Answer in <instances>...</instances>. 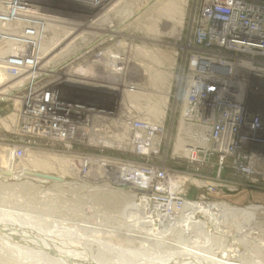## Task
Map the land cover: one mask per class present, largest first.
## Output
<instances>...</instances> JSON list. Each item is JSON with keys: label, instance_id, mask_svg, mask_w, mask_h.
Masks as SVG:
<instances>
[{"label": "rangeland", "instance_id": "374dc122", "mask_svg": "<svg viewBox=\"0 0 264 264\" xmlns=\"http://www.w3.org/2000/svg\"><path fill=\"white\" fill-rule=\"evenodd\" d=\"M69 1L43 0L45 4L50 6L49 8L61 10L65 13L57 12L58 15H61L60 18L62 20H54L55 22L51 21L47 23L48 28L46 33H49L50 37H45L42 41L48 42L47 40L54 39L55 33L53 31L59 30L61 26L64 28L65 25H73L72 31L87 34L86 36H78L76 38L77 42L74 40L75 43L79 44L80 42L77 47L78 50L74 49L66 60L80 53L86 46L88 47V45L94 44L100 39L102 41L103 37H105L103 39L105 41L104 48L106 47L111 52H121L124 56L128 55L131 60L130 66L134 65V61L137 64H140L141 61V65L143 66L149 64L148 59L139 55L136 50H131L134 47L141 48L142 52L146 50L163 51L169 55L173 53L176 55V66L171 71L174 74V79L169 95V103L165 109V118L155 121L148 117V113L144 109L142 111L144 119L147 118L148 121L150 120L149 122L152 121L158 125H164V135L160 148L157 155L147 158L135 155L133 151H120L113 145H105L103 147L74 146L70 149L59 143H53L52 145L51 143L40 141L36 137L22 135L17 131L11 121L8 120L12 111L15 110V102L0 101V170L11 174H3L0 171V208L41 219L50 228L55 225L64 224L62 226H77L78 228L91 226L101 229V231H91L93 232V236H91L92 241L97 242V246H93V249L87 245L79 246L80 249L90 248L98 264L113 263V260L106 261L108 256L117 260L132 257L140 258L134 261V264H151L148 261L144 262L148 258V256L145 257L148 252L142 253L144 250H149L150 253L148 254L155 255L156 257L165 256V258H171L173 256L180 264H187L185 261L180 260L183 257L177 252L182 247L181 244L188 243V241H186L187 239L180 229H175V227L180 225L172 226L171 223H163L151 212V203L148 201L154 195L151 189L134 191L136 190L135 185H115L111 181V178L116 176L114 170L106 172L109 176L107 180H99V178V181H97L96 179L81 178L80 175L82 173L80 172H82L83 168L78 173L76 170L74 173H67L65 176L67 184L61 187L54 186L56 184L54 180L41 184L34 176L26 179V175H23L25 172H31L32 175H35L34 173L37 172L34 171L36 167L30 162V154L62 155L66 157H78L83 160L94 156L93 158H99L100 160L109 158L110 161H124L127 164L131 162L132 165H151L157 171L167 172L169 176L177 178L181 175L178 177L180 180L177 181L174 189L175 192H173L177 196H173V204L178 202V197H180L191 203L203 202L211 204L225 202L239 208H256L258 211L262 210L261 213H264V133L257 135V143H250L245 146L248 153L256 154V161L251 165L253 171L249 174L244 172L245 167H242L240 163L236 164L235 159L232 157L224 158L223 162L220 161L221 157L217 154L211 155L208 159L204 158L203 151H199L201 148L195 157L186 156L180 152L175 153L177 146L179 148L182 146L181 149H184L186 145L181 138L180 130L186 99V69L189 58L185 45L193 38L192 24L198 12L194 0H188L184 27L181 33H170L172 22L168 18H163L159 25L160 36L147 29L140 28L137 26L138 21H136L139 15L145 14L147 5L155 4L156 0H77L79 3L74 2V0L72 2ZM75 4H81L80 7H84V9L76 8ZM132 10L136 13L138 12L137 16L123 25L122 21L125 15L122 16L119 12L127 11L128 13V11ZM86 16L93 18L89 19ZM144 22L145 26L149 23L151 24L149 19L143 16L140 23ZM69 33H65L64 37H67ZM67 39L71 38L67 37ZM72 39L75 38L72 37ZM55 51L56 48L47 52V55L49 54L50 57L48 56L46 61L51 59L52 55L54 57L55 53L57 54L58 51ZM153 65L150 64L151 67ZM154 67L166 73L170 71V66L167 63L162 66L154 65ZM127 69L130 68L127 66ZM143 70L142 68L133 69L131 74V82H138L141 88V84L147 83ZM152 99L151 101H147V107L156 104V100ZM5 124H8V126L6 127ZM23 150H26L27 155L26 157L23 156V159H19L18 156L21 154V151L24 152ZM101 157H104V159ZM75 166L77 167V165ZM148 169L149 167L145 170L148 171ZM29 180L32 181L28 182ZM155 181L156 184L162 182L160 180ZM193 181H197L198 184ZM169 191L168 189L167 192ZM111 192H122L128 197L119 198L118 202L109 204L111 202L108 201L107 197ZM167 192L164 195L158 194L165 202L168 201L167 198L164 199L169 194ZM179 215L181 216V213H178V217ZM223 225L227 228L220 229L219 233L215 229H211L213 236L206 237V247L216 251L228 249L232 245L233 240L227 235L243 241L247 239L245 241V249L242 251V258L251 263L264 264V214L261 215L259 213L255 222H252L248 226L247 231L243 228V231L239 232L240 234L237 233L238 229L236 225ZM74 232L75 234L79 233L77 231ZM220 232H223L224 236ZM81 233H83L84 239L89 234L85 231H81ZM9 234L6 237L0 235V264H48L47 262H38L35 256L29 258L27 255L32 254L29 251H33V246H37L36 244H38V248L42 243L27 240L22 241V237L21 239H19L20 237L13 238ZM194 236L192 235L191 241L193 238V241H196L197 237H199L198 233ZM58 241L61 242L60 240ZM203 241V238H201V242ZM25 242H29V245H24ZM27 245L28 249L25 248ZM66 248V246L61 247L63 250ZM100 251L110 255H106ZM57 253L58 255L61 254V252ZM62 256L63 254H61ZM101 259L103 261L100 262L99 260ZM236 260H240V258L238 257ZM68 261L61 260L63 264H67ZM168 262L169 260L161 264H167ZM71 264L75 263L71 262Z\"/></svg>", "mask_w": 264, "mask_h": 264}, {"label": "built area", "instance_id": "2783aa9c", "mask_svg": "<svg viewBox=\"0 0 264 264\" xmlns=\"http://www.w3.org/2000/svg\"><path fill=\"white\" fill-rule=\"evenodd\" d=\"M194 1L198 12L192 24L193 38L185 45L189 53L186 119L199 125L210 141L209 149H202L204 158L217 154L223 162L232 157L249 174L256 154L248 153L245 146L257 143V135L264 133V0ZM49 7L43 0H0V48L5 52L0 51V69L9 74V80L0 84V101L15 102L25 122H21V134L51 144L70 143V148L91 146V137L100 141L96 147L112 145L109 120L125 107L121 93L125 85L120 78L126 71L125 56L112 51L115 58L102 61L103 67L121 74L112 76L121 80L112 85H95L88 77L76 76L70 64L47 67L42 52V39L50 37L45 31L47 23L62 20ZM104 38L83 49L71 63L83 65L96 57L103 60ZM126 86L131 93L137 90L136 84ZM11 88L10 96L5 91ZM109 98L111 105L102 102ZM122 113L131 119L122 129L129 138L119 146H132L135 155L147 157L142 150L154 145L148 156L157 155V139L164 127L144 122L136 112L132 116ZM95 118L100 121V127L95 124L94 128L97 136L91 134Z\"/></svg>", "mask_w": 264, "mask_h": 264}, {"label": "bare ground", "instance_id": "6f19581e", "mask_svg": "<svg viewBox=\"0 0 264 264\" xmlns=\"http://www.w3.org/2000/svg\"><path fill=\"white\" fill-rule=\"evenodd\" d=\"M65 1L68 2L69 0H65ZM72 1L73 0L69 2H72ZM156 1L157 2L155 4L147 5L148 7L146 6L147 11L145 12V14H143L142 16L139 15L138 19L136 20L138 21L137 26H139L140 28L147 29L148 31H151L152 33L160 36L159 34L160 22L163 20V18H168V20L172 22L170 33L172 32L181 33L184 27L185 13H186V7L188 5V0H156ZM74 2L79 3V1L77 0H74ZM80 5L75 4V7L78 9H84V7H80ZM119 14H122V16L125 15L122 21L124 25L128 23L130 20L134 19L137 16L138 12L136 13L133 10L128 11V13L127 11H120ZM143 16L149 19L151 24L149 23L147 26H145V22L140 23V20L141 18H143ZM47 28L48 26L46 27V30H45L46 32H47ZM73 28H74L73 25H65L64 28H62L61 26L59 30L53 31L55 33L54 39L50 41L47 40L48 42L43 41L42 52H43V55L45 56V60L49 56V54L47 55V52L49 50L56 48L55 52L58 51L57 54L55 53L54 57L52 55V58L47 61L49 63L46 62V66L48 67L49 65H51L53 67H57L58 65L63 66L66 64H70V66H72L71 69H73V70H70V72L72 73L75 72L74 74L76 76L88 77L89 80H91V82L95 85L98 84L99 82L101 83L106 82V84L112 85V84H116V82L120 83V81L122 80L123 84L125 85L121 92L122 100L125 103L124 104L125 107L123 109V106H122V109H118L119 115L113 116L111 120L112 122L109 120V124L111 127L109 126L107 129L108 130L107 132L109 133L108 141H110L109 144L111 143L112 145H115V147H117L116 149L120 151H130L131 152L133 151V149H135L132 146H127L126 144H125L126 146H119L120 144H124V140L127 137L129 138V135L126 134L127 130L122 131V129L124 127V124L126 127L127 122H129L131 119V118L127 119L128 115L121 116L122 114H125V113H122V111L128 112L131 116L133 112H136L140 116H144L142 114L143 113L142 111L144 109V111L148 113V117H150L151 119H154L155 121L163 120L165 118L166 116L165 109L167 108V105L169 103V98H170L169 95H170V91L172 90V82L174 79V74L171 71L176 66V55L174 53L169 55L167 52H163V51L146 50L145 52L144 51L142 52L141 48H136V47H134V49L131 48V50L133 51L136 50V52L139 55H142L146 59H148L149 64L146 66H143L141 65V61H140V64L139 63L137 64L136 61H134V65L130 66V62H131L130 57L128 55H125L126 57L123 59V63H124L126 71H124L123 76H122L123 78H122L120 76L121 74L119 71H116L112 67L110 69L109 66L103 67L102 61L103 62L105 61L106 63L108 60L112 61L115 58L112 52L109 51L106 47L104 48V46L103 48L105 51H103L104 53L103 60H102V57H100L99 59H97L98 57H96V58L91 59L90 61H86L83 65L81 64L76 65L75 63H71V61L75 60L76 57H78L82 53V51L66 60V58L69 57V54H72L74 49H77V47L80 44V42L79 44L75 43L74 40L77 42L76 38H78V36L87 35V34H80L79 31H72ZM45 31H44V34H45ZM67 32H70L67 35V37L68 38L70 37L71 39H67V37H64V34ZM72 37H74L75 39H72ZM6 46H8V44ZM14 47L15 45L13 44V48ZM100 48H102V46ZM0 51L1 53L5 54L3 47L0 48ZM165 63L169 64L170 66V69H169L170 71L167 73L163 71H159L158 70L159 68L155 69L154 67V65L162 66ZM150 64H154L153 67H151ZM127 66L130 69H127ZM138 68L144 69L143 71H144V75L146 76L147 83L144 85L141 84L142 88L139 87L138 82L133 83L137 85V88H136L137 90L131 93L129 91L131 89L126 85L132 83L131 82L132 81V78H131L132 71L133 69H138ZM116 74H118V77L120 76L121 80L116 78L117 77ZM112 76H116V77H112ZM8 80H9V74L5 70L0 69V82L4 83ZM12 89L13 88H11L9 91L7 90L5 91L7 92V95H10V96L12 95V91H13ZM116 91L118 90L116 89ZM152 98L156 100V104L154 106L148 105L149 107H147L146 106L147 101L149 100L151 101ZM102 102H104V104L111 105L113 100L109 98V99L102 100ZM123 102H122V105H123ZM187 109H188V106L185 104L183 114H182V122H181L182 124H181V130H180L181 138L183 142H185L186 145L184 149H181L182 146L180 148L177 146L175 149V153L180 152V153H184L186 156L195 157L196 153L198 152L200 148L201 150L199 151H203L204 149L205 150L209 149L210 141L208 140L203 129L199 127V125L194 124V123L191 124L190 122L187 121L186 119ZM120 116H121V119H120ZM8 120L11 121L12 125L15 126V129L17 131L22 133L21 132V122L22 123H25V122L23 119H21L20 113H18L16 110H13ZM143 121L148 122V119L143 118ZM97 123H100V121L97 120L96 118L93 119L94 125H93V128H91V134L94 136L96 135L95 133L96 131L94 130L95 124H96V127H100V125ZM155 125L159 129L164 127V125H158L156 123ZM5 126L7 127L8 124H5ZM104 132L106 133V131ZM163 135H164V132H163ZM163 135L159 134V137L157 139L158 143H161ZM91 138L92 139L90 140V143L88 144V145H91V143L93 142L91 147L100 143V141L98 139H95V137H91ZM68 146H71L70 143ZM68 149H70V147H68ZM153 149H154V145L153 147L152 146L148 148L145 147V149H143L141 153L146 154L147 158H149L150 156L148 155L150 154V151H152ZM23 151L24 152H22V155L18 156L19 159H23L22 158L23 156L26 157L27 155L26 150H23ZM30 155H31L30 162L33 164L34 167H36V170L34 171L35 172L37 171V172L34 173L35 175H32L31 172H25L23 175H26V179L31 178V176L32 177L34 176V178H37L38 182H40L41 184L42 183L46 184L47 181L50 182L54 180L56 182L54 186L61 187L67 184L65 180V176L67 175V173H71V172L74 173L75 170L78 173L80 169L83 168L82 172H80L82 173L80 175L81 178L82 177L85 179L90 178L89 180L96 179L97 181L107 180L109 176L106 174V172L108 170H110V172L114 170V172L116 173V176L111 178V181L112 183L114 182L115 185H118V186L135 185L136 190L134 191H141L142 189L143 190L151 189L154 195L152 198L150 197L148 201L151 203L150 208L152 209L151 212L154 213V216L163 223H171L172 226L173 225L181 226V227L177 226L175 227V229L181 230V233L186 237L187 239L186 241H188V243L181 244L182 247L179 248L177 253H179L180 256L183 257V258H180V260L185 261L187 264H257V263H251L247 261L245 258H242V251H244L245 249L244 248L245 241H247V239H244L243 241L237 238L234 239L233 237H231V235H227L231 240H233L232 245H230L228 249L216 251V250H213L212 248L206 247L207 246L206 237L209 238V236L211 237L213 236L211 234V229H215V231H217L218 233L220 229H224V228L226 229L227 227H225L223 224L236 225L238 229V232L236 231L237 233H239L241 230L243 231V228H245V230L247 231L248 226L252 222H255L259 213L261 215L264 214V213H261L262 210L258 211V209L256 208H239V207L233 206L225 202L224 203H211V204L210 203L206 204L203 202L201 203L192 202L191 203V202L183 200V198H180V197H178L179 198L178 202L173 204L172 203V200L174 198L173 196H176L174 195L173 192H175L174 189L176 187L177 181L180 180L178 177L181 175H179L177 178L174 176L167 175V172H164L163 175H161L160 171H157V169H154L153 167H151V165H148V166H146V164L132 165L131 162L130 163L128 162L129 164H127L124 161L122 162H119L118 160L110 161L109 158H105V160H100L99 158H93L94 156L88 157L85 160H83L82 158H78V157H66L62 155H53V154H44V153H32ZM101 158L104 159V157H101ZM103 162H106V163H103ZM103 164H106V165H103ZM75 165H77L78 168ZM147 167H149L148 171L145 170ZM1 173L7 174L3 171H1ZM7 175H11V174H7ZM155 180H160L162 182L156 184ZM30 181L32 180H29L28 182ZM193 182L198 184L197 181H193ZM155 186H156V189H155ZM168 189L170 190L169 192H167ZM166 192L171 195L168 194L167 197L164 198V199L167 198L168 200L165 202L161 197H159L158 194L164 195L166 194ZM106 197H107V194H106ZM123 197L127 198L128 196H126L122 192H111L110 194H108L107 199L109 202H111L109 204H113V203L118 202L119 198H123ZM144 199H147V198H144ZM178 213H181V216L179 215L178 217ZM62 225L64 224L55 225L52 228H50L41 219L34 218L29 215L18 214L14 211L11 212V210L10 211L2 210L0 208V235H2L3 237H6L7 234L11 233L9 235L13 238L20 237L19 239H21L22 237L23 238L21 239L22 241L27 240L31 242L42 243V245L39 246L38 248H37L38 244L35 243L37 246H33L32 248L33 251H29V252H32L33 255L27 254L29 258H31V256H35L38 262L39 261L41 263L47 262L48 264H63L61 260H64V261L69 260L68 261L69 264H71V262L75 264H92V263L98 264L97 260L94 259L93 252L91 251V249H93L92 248L93 246L98 245L97 242L92 241L91 236H93L92 234L93 232L91 231H101V229L91 227V226H83L82 228H78L77 226L70 227L67 225L66 226H62ZM74 231H77L79 233L75 234ZM81 231H85L89 233L88 235L90 236L87 235L84 239L83 233H81ZM196 233H198L199 237L196 236L198 239L197 240L195 239L196 241H193L194 240L193 238V240L191 241L192 235L194 236ZM221 234L222 236H224L223 232ZM201 238H203L204 240L203 242H201ZM8 240L10 239L8 238ZM58 240H60L61 242H59ZM26 244L29 245V242L28 243L25 242L24 245ZM28 245L25 246L26 249L29 248ZM30 245H32V243H30ZM81 245L90 246L91 249L90 248L80 249L79 246ZM65 246L67 247L65 250L61 249V247L63 248ZM26 252L28 253V251ZM57 252H61L63 256L61 257V254L58 255ZM146 252L150 253L149 250L148 251L144 250L142 253H146ZM101 253L110 255L103 251ZM148 253L145 256V257L148 256V258L144 260V262L148 261L151 264H161L162 262L169 260L167 264L169 263L170 264H180L177 260L174 259L173 256L171 258L170 257L165 258V256L156 257L155 255L153 256ZM238 257L240 258V260H236V258ZM121 259L122 260L112 259L108 256V259H106V261L113 260V263L111 264H121V263L134 264V261H137L140 258L132 257L128 259H124V258H121ZM99 261L101 262L103 261V259Z\"/></svg>", "mask_w": 264, "mask_h": 264}, {"label": "water", "instance_id": "95a60500", "mask_svg": "<svg viewBox=\"0 0 264 264\" xmlns=\"http://www.w3.org/2000/svg\"><path fill=\"white\" fill-rule=\"evenodd\" d=\"M56 10V9H55ZM57 12H64V11H61V10H56ZM65 13V12H64ZM65 17V16H64ZM70 18V17H69Z\"/></svg>", "mask_w": 264, "mask_h": 264}]
</instances>
